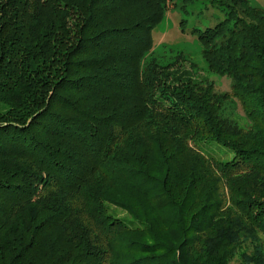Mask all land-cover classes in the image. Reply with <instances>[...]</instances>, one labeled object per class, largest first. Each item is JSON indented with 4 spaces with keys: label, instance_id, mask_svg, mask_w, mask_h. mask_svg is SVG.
<instances>
[{
    "label": "trees",
    "instance_id": "1",
    "mask_svg": "<svg viewBox=\"0 0 264 264\" xmlns=\"http://www.w3.org/2000/svg\"><path fill=\"white\" fill-rule=\"evenodd\" d=\"M0 264H264V6L0 0Z\"/></svg>",
    "mask_w": 264,
    "mask_h": 264
},
{
    "label": "rangeland",
    "instance_id": "2",
    "mask_svg": "<svg viewBox=\"0 0 264 264\" xmlns=\"http://www.w3.org/2000/svg\"><path fill=\"white\" fill-rule=\"evenodd\" d=\"M179 1L177 0V2ZM250 3L264 6V0H250ZM202 6L200 5V7ZM192 18V14L185 16V14L183 15L180 12L179 8L166 7L161 22L151 32L153 48L159 52L163 51V54L165 53L164 59L162 58L163 62L172 60L177 52H182L190 62L195 63L199 67V75L203 76V73L206 71V63L202 56L203 45L190 33ZM181 19L184 20V23H182V26H184L183 30H181L179 24V20ZM207 75L214 82L218 90H229L230 80L227 77L218 76L211 72L207 73ZM223 113L226 116H230L239 125L244 123L241 117L242 113L235 102H226ZM110 208L116 214L126 216V213L122 210L114 206H110Z\"/></svg>",
    "mask_w": 264,
    "mask_h": 264
}]
</instances>
